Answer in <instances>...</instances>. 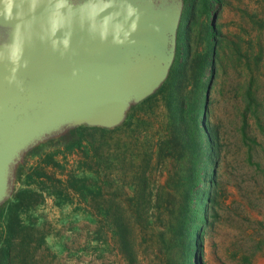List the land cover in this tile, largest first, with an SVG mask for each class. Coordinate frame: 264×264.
Listing matches in <instances>:
<instances>
[{
  "label": "rangeland",
  "instance_id": "374dc122",
  "mask_svg": "<svg viewBox=\"0 0 264 264\" xmlns=\"http://www.w3.org/2000/svg\"><path fill=\"white\" fill-rule=\"evenodd\" d=\"M178 104L199 107L217 133L195 260L264 264V0H183L159 93L115 128L78 125L65 143L27 153L0 205V264H126L114 223L136 227L141 264H155L160 227L179 218L198 168L190 125L173 118Z\"/></svg>",
  "mask_w": 264,
  "mask_h": 264
},
{
  "label": "water",
  "instance_id": "95a60500",
  "mask_svg": "<svg viewBox=\"0 0 264 264\" xmlns=\"http://www.w3.org/2000/svg\"><path fill=\"white\" fill-rule=\"evenodd\" d=\"M182 5L0 0V205L31 149L78 125L115 128L162 85Z\"/></svg>",
  "mask_w": 264,
  "mask_h": 264
},
{
  "label": "trees",
  "instance_id": "16d2710c",
  "mask_svg": "<svg viewBox=\"0 0 264 264\" xmlns=\"http://www.w3.org/2000/svg\"><path fill=\"white\" fill-rule=\"evenodd\" d=\"M212 46L213 43H211L210 57ZM166 81L167 78L162 85L146 99L159 93L163 89ZM204 100L205 97L203 98V102H200L203 106ZM133 106L131 108H133ZM186 106L187 104H184V107ZM186 108L183 109L179 107L178 104V110L173 113V118L180 127L183 125V127L186 128L187 124L190 125L192 135H185V140H189L197 151L198 168L187 178V196L184 205L181 207L179 218L174 222L171 217L167 215L165 217L166 221H164L160 227L159 234L161 236L162 251L155 254V264H198L195 259H197V254H199L198 247L202 235L201 227L207 223L208 212L206 203L210 201V191L214 183V165L218 157L216 150L217 133L211 131V129L205 125L203 121L204 113L200 111L199 107H193L188 111ZM71 131L72 129L63 133L58 138L50 139L47 142L57 141L65 143ZM184 133H186V130H184ZM75 144L78 145V141H76ZM69 147L72 146L66 144V148L69 149ZM35 148L30 151H33ZM26 177L28 178L29 175ZM17 179H19V173L17 174ZM114 229L117 234L119 250L125 263L141 264L136 249V238L138 235L136 227L128 224L126 225L125 223H114Z\"/></svg>",
  "mask_w": 264,
  "mask_h": 264
}]
</instances>
